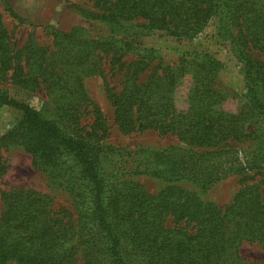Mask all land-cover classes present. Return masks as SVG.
Segmentation results:
<instances>
[{
    "label": "trees",
    "instance_id": "1",
    "mask_svg": "<svg viewBox=\"0 0 264 264\" xmlns=\"http://www.w3.org/2000/svg\"><path fill=\"white\" fill-rule=\"evenodd\" d=\"M92 1L94 9L84 12L103 20L110 36L90 39L81 27L69 33L53 29L58 49L50 52L33 40L14 52L0 18V77L12 68L14 81L30 90L39 84L33 68L25 70L34 59L58 110L47 116L0 88V109L21 112L20 121L0 136V148L23 147L38 168L57 173L78 215L73 221L50 216L47 198L34 191L2 192L0 264H74L80 250L88 264H259L244 259L239 247L243 241L264 244V179H254L264 173V62L254 54L264 52V0ZM211 23L241 64L245 90L238 111L222 107L225 97L216 80L225 65L213 54L196 51L178 64L160 60L151 67L159 55L141 46V37L156 32L191 40ZM128 52L137 58L127 64ZM26 53L31 54L23 63ZM103 58L111 70L125 71L121 91L105 83L120 130L175 133L183 146L143 148L136 155L105 147L108 126L96 105L89 130L81 126L92 102L79 74L102 72ZM145 71L151 73L140 81ZM189 71L194 80L188 105L179 108L173 93ZM122 159L127 165L114 169ZM140 174L168 185L151 193L130 178ZM232 174L241 177V188L225 205L177 184L188 179L208 189Z\"/></svg>",
    "mask_w": 264,
    "mask_h": 264
},
{
    "label": "rangeland",
    "instance_id": "2",
    "mask_svg": "<svg viewBox=\"0 0 264 264\" xmlns=\"http://www.w3.org/2000/svg\"><path fill=\"white\" fill-rule=\"evenodd\" d=\"M9 2L18 16L8 10L4 0H0V18L8 34L6 40L9 41L13 50L24 48L30 40H33L38 46L48 49L49 52L58 49L55 44L54 30L69 33L73 28L81 27L84 35L90 39L108 37L111 34L109 26L103 20L90 17L84 12L94 9L92 0H9ZM140 41L142 47L153 48L159 55L151 67L158 64L160 60L165 64H178L179 59L190 56L196 51L213 54L225 65L216 80L217 87L225 97L222 107L229 111L239 110L245 90L241 64L232 54L230 44L220 40L216 35L215 24H209L204 31L191 40L178 39L156 32L144 35ZM30 54L26 53L23 63L28 62L27 57L29 58ZM254 54L264 62V52L254 51ZM135 58L137 55L134 52H128L124 54L123 60L128 64ZM105 59L100 60L99 69L102 72L100 70L90 72L84 70L79 74V82H82V88L92 102L85 108L81 117V126L86 125L85 129L89 130L94 119L93 109L96 105L103 110L108 126L107 133L101 140V145L105 147L125 148L136 155V152L143 148L183 146L175 133H163L155 129L136 130L131 133H124L120 130L114 119L115 107L108 98L105 83L108 82L110 86L115 87L116 91H121L125 85V71H123V75L117 69L111 70L109 62ZM33 60L29 58L30 65L26 64L25 70L31 71L33 68L31 73L38 78L39 84L30 90L24 89L14 81L11 68L3 77H0V88L7 90L20 100L29 102L47 116L52 117L54 113L55 117L58 110L57 104L54 102V95L50 94L52 98L49 96L51 88L46 86L48 83L42 82L45 72L38 66L32 65ZM159 72L161 73V71ZM150 73V71H145L141 74L140 81H146ZM193 80V71L187 72L179 79L173 93L177 107H187ZM20 119L21 112L19 110L11 106L2 107L0 109V136L12 130ZM85 129L80 133L85 134ZM117 162L112 165L114 169L124 168L127 165L123 159ZM56 175L57 173L50 170L38 168L34 164L33 155L25 148L13 144L2 145L0 148V216L5 208L2 192L24 190L34 191L45 196L50 216L61 218L64 221L76 220L78 215L75 199L69 192L67 183L61 184L60 178ZM130 178L142 183L151 193H157L168 185L164 180L146 174L134 175ZM240 178L238 174L229 175L208 189H203L188 179H183L177 184L197 192L205 201L225 205L233 201L241 188ZM254 179L255 181L264 179V173H255ZM123 250L126 254L128 248ZM239 250L244 259L264 264L263 243L243 241ZM87 261L84 250L77 252L74 264H88Z\"/></svg>",
    "mask_w": 264,
    "mask_h": 264
}]
</instances>
